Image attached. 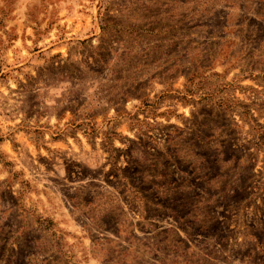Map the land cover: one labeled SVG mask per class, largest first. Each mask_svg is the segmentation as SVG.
<instances>
[{
	"label": "rangeland",
	"instance_id": "obj_1",
	"mask_svg": "<svg viewBox=\"0 0 264 264\" xmlns=\"http://www.w3.org/2000/svg\"><path fill=\"white\" fill-rule=\"evenodd\" d=\"M0 264H264V0H0Z\"/></svg>",
	"mask_w": 264,
	"mask_h": 264
}]
</instances>
